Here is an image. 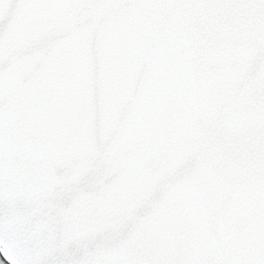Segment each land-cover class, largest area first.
<instances>
[{"label": "water", "instance_id": "obj_1", "mask_svg": "<svg viewBox=\"0 0 264 264\" xmlns=\"http://www.w3.org/2000/svg\"><path fill=\"white\" fill-rule=\"evenodd\" d=\"M8 264H264V0H0Z\"/></svg>", "mask_w": 264, "mask_h": 264}, {"label": "rangeland", "instance_id": "obj_2", "mask_svg": "<svg viewBox=\"0 0 264 264\" xmlns=\"http://www.w3.org/2000/svg\"><path fill=\"white\" fill-rule=\"evenodd\" d=\"M0 264H7L3 256H1V254H0Z\"/></svg>", "mask_w": 264, "mask_h": 264}, {"label": "trees", "instance_id": "obj_3", "mask_svg": "<svg viewBox=\"0 0 264 264\" xmlns=\"http://www.w3.org/2000/svg\"><path fill=\"white\" fill-rule=\"evenodd\" d=\"M7 263V262H6ZM8 264V263H7Z\"/></svg>", "mask_w": 264, "mask_h": 264}]
</instances>
